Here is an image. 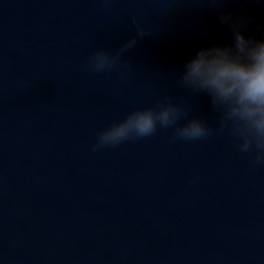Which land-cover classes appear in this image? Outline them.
Instances as JSON below:
<instances>
[{"label": "water", "instance_id": "95a60500", "mask_svg": "<svg viewBox=\"0 0 264 264\" xmlns=\"http://www.w3.org/2000/svg\"><path fill=\"white\" fill-rule=\"evenodd\" d=\"M260 36L264 6L227 0ZM204 0H0V264H264V165L238 151L210 96L178 83L231 30ZM127 49L91 70L95 50ZM161 97L213 130L94 147Z\"/></svg>", "mask_w": 264, "mask_h": 264}, {"label": "clouds", "instance_id": "9594fccd", "mask_svg": "<svg viewBox=\"0 0 264 264\" xmlns=\"http://www.w3.org/2000/svg\"><path fill=\"white\" fill-rule=\"evenodd\" d=\"M204 2L218 10L220 22L231 30V40L196 49L184 62L178 83L192 91L207 93L213 107L222 110L215 131L223 133L227 129L239 152L250 155L254 165H264V34L246 33L244 25L250 17L234 16L225 10L227 0ZM255 2L264 6V0ZM258 31L264 32V25L258 26ZM147 32L137 26V35L119 49L93 51L87 57V66L102 72L121 64L123 53ZM189 111L187 105L161 97L155 105L133 108L123 118L100 129L94 147L115 146L130 137H145L158 127L171 128L172 139L196 140L210 135L213 130L198 116L180 122Z\"/></svg>", "mask_w": 264, "mask_h": 264}]
</instances>
